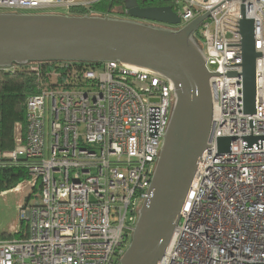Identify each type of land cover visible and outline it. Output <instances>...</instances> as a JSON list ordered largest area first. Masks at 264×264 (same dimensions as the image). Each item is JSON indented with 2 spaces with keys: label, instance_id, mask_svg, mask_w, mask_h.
<instances>
[{
  "label": "built area",
  "instance_id": "built-area-1",
  "mask_svg": "<svg viewBox=\"0 0 264 264\" xmlns=\"http://www.w3.org/2000/svg\"><path fill=\"white\" fill-rule=\"evenodd\" d=\"M100 1L0 0V13L88 10ZM172 2L181 18L173 30L209 15L194 38L212 74L213 118L160 264H264V0ZM243 6L262 55L254 115L244 111ZM30 70L38 94L28 99L7 156L31 163L29 179L11 191L38 196L20 209L21 227L10 234L20 237L0 235V264H120L151 197L174 85L119 62L37 63ZM223 138H235L229 153H220Z\"/></svg>",
  "mask_w": 264,
  "mask_h": 264
},
{
  "label": "water",
  "instance_id": "water-1",
  "mask_svg": "<svg viewBox=\"0 0 264 264\" xmlns=\"http://www.w3.org/2000/svg\"><path fill=\"white\" fill-rule=\"evenodd\" d=\"M125 7L127 19L0 13V69L32 63L119 62L150 71L174 85L176 102L151 197L140 212L131 245L120 263L160 264L212 130V74L194 38L209 15L196 18L181 30H173L147 24L178 27L181 18L172 6L142 7L137 0H126ZM242 16L244 111L254 115L256 60L262 55L255 49L256 24L246 17L245 6ZM234 140L220 139V153H229Z\"/></svg>",
  "mask_w": 264,
  "mask_h": 264
},
{
  "label": "trees",
  "instance_id": "trees-1",
  "mask_svg": "<svg viewBox=\"0 0 264 264\" xmlns=\"http://www.w3.org/2000/svg\"><path fill=\"white\" fill-rule=\"evenodd\" d=\"M142 7L173 6L172 0H137ZM126 0H102L90 9L73 8L63 15L69 16H111L114 10L117 16H125ZM116 18V17H115ZM37 63L27 66H14L10 69H0V194L15 189L29 179L30 162L19 159L13 161L8 154L14 150V128L17 123L26 121L27 101L38 94L35 76L30 68ZM97 66L96 64H91ZM17 68V70H13ZM19 238L20 235H9V238Z\"/></svg>",
  "mask_w": 264,
  "mask_h": 264
},
{
  "label": "rangeland",
  "instance_id": "rangeland-1",
  "mask_svg": "<svg viewBox=\"0 0 264 264\" xmlns=\"http://www.w3.org/2000/svg\"><path fill=\"white\" fill-rule=\"evenodd\" d=\"M182 8V5H180ZM66 14L67 10H48L45 12H21V14ZM112 17L116 19H125V16L119 15L118 10H114L111 13ZM17 68L15 67V69ZM37 193H30L27 190L17 192V191H8L5 194H0V235L9 236L13 229H20L21 227V218H20V209L27 202L33 203L36 200ZM35 198V199H34Z\"/></svg>",
  "mask_w": 264,
  "mask_h": 264
},
{
  "label": "flooded vegetation",
  "instance_id": "flooded-vegetation-1",
  "mask_svg": "<svg viewBox=\"0 0 264 264\" xmlns=\"http://www.w3.org/2000/svg\"><path fill=\"white\" fill-rule=\"evenodd\" d=\"M125 19H127V16H125ZM147 24H150L152 26L159 27V28L174 29V28H171V27H168V26H165V25H159V24H155V23H147Z\"/></svg>",
  "mask_w": 264,
  "mask_h": 264
}]
</instances>
